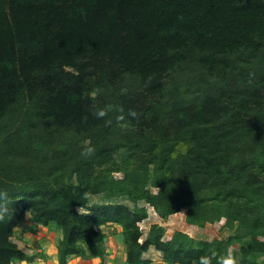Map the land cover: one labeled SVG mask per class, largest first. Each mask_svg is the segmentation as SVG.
Listing matches in <instances>:
<instances>
[{
	"label": "trees",
	"instance_id": "1",
	"mask_svg": "<svg viewBox=\"0 0 264 264\" xmlns=\"http://www.w3.org/2000/svg\"><path fill=\"white\" fill-rule=\"evenodd\" d=\"M107 167L123 177L96 175ZM259 175L264 0H0V264L30 260L13 241L27 213L60 230L58 264L104 258L109 224L121 227L125 264H147L150 247L167 264L227 261V243L164 241L157 224L141 241L140 201L161 220L185 209L201 226L212 209L237 221L251 237L241 264H258ZM96 195L108 203L89 205Z\"/></svg>",
	"mask_w": 264,
	"mask_h": 264
},
{
	"label": "rangeland",
	"instance_id": "2",
	"mask_svg": "<svg viewBox=\"0 0 264 264\" xmlns=\"http://www.w3.org/2000/svg\"><path fill=\"white\" fill-rule=\"evenodd\" d=\"M186 149H187V145L181 144L176 149L177 151L175 152V154L184 155L186 153ZM102 170L103 169L97 170L96 175L105 174L108 176V178L111 181L118 180L123 177V174L120 172H110L111 169L109 167H107V170L101 172ZM151 170L152 169L147 170V173L150 174ZM258 177L259 179L264 180V175H259ZM150 183H151L150 179H148V182L145 184V187L149 190L152 196H155L157 193V189L152 187ZM213 195L214 192L212 191H207L204 195L207 200L206 205L208 206V208L209 207L211 208L213 206V203L211 202ZM106 198L107 197L105 195L91 196L89 197V205L108 203ZM114 203L123 205L130 209H132L133 207V204H131L125 199L114 200ZM214 204L216 205L214 209H219L220 211L223 212H225V210L230 209V208L226 209L228 205L227 203L223 204L217 202ZM139 206H144L148 213V218L139 224V227L143 233V237L141 238V241H143V239L146 237L150 229V226L153 224H157L162 228L161 235L163 236L164 241L170 240L175 233L182 232L193 240V246L195 247H199V244L203 242L210 243L213 241H217L221 245V247L227 243L229 246L226 249L225 257L227 258V260H231L233 264H241L242 258L240 257V251L244 247L248 248L251 242V237L245 236V232H243V228H239V223L237 221H234L231 224H227L226 217H222L216 220V216L213 214V212L215 211H212V209L211 211H209V209L204 210L203 214L201 215L202 219L199 220L201 221V226H196V225L188 224L186 222L185 209H182L178 213L169 216L166 220H161L158 217V215H156V213L153 211V209L148 205H146L143 201L139 202ZM78 211H80V213L83 214L88 213L86 210L83 209H79ZM28 214L29 213H27V215ZM28 223H26V225L21 224L22 227L20 226L19 227L20 229L14 230L13 241L27 255V257L30 258V260L27 262H19L17 260H14L13 264H58L57 255L55 256L56 258H52V254L50 253V248H52L51 246L57 248V241H52L48 235H45L46 238H48L47 241L49 242L41 246L39 244V242L41 241L37 238L38 237L37 235L40 234L38 228H36L34 232L33 229L30 228V226L27 227ZM100 230L105 235V246L107 249H109V255L107 256L106 254L105 256L113 257L112 259L107 258L105 262H107V260L112 261L113 259H118L120 262L121 260L120 257L124 256L121 227L118 225L109 224L100 227ZM234 237H240V239L228 243V240ZM255 240L257 243L261 244L263 242V237L257 235L255 237ZM251 256L252 258L255 256L253 258L255 263L257 262L258 264H264L263 248H261L260 251H258V253L253 252ZM90 258L94 259V257L89 256L81 260H87ZM151 258L153 264H166V263H162L163 261L161 260L160 253L159 255L155 253L154 255L151 256Z\"/></svg>",
	"mask_w": 264,
	"mask_h": 264
},
{
	"label": "crops",
	"instance_id": "3",
	"mask_svg": "<svg viewBox=\"0 0 264 264\" xmlns=\"http://www.w3.org/2000/svg\"><path fill=\"white\" fill-rule=\"evenodd\" d=\"M26 223H28L27 227L30 226V228L33 229L34 232H35L36 228H38V231L40 232L41 235L40 234L37 235L38 236L37 238L41 241V242H39V244L41 246H43L44 244H46V243L49 242V241H47L48 238H46L45 235H48L51 238L52 241H57V242H58V240L61 237V232H60V230H58L56 228V226H55L54 223H51L48 226H39V225H36L30 219V215L29 214L28 215L26 214L24 216V218L22 219V221L20 222V224L18 225V227L15 228V230L20 229L19 227L21 226V224H25L26 225ZM51 247L52 248H50V253L52 254V258H56L55 257L57 255L56 248H54L53 246H51ZM154 252L159 255V252H157L156 250H154L153 247H150L147 252L143 253L142 259L144 261H147V264H153L151 256L155 254ZM108 255H109V249H107V256ZM107 258L108 259H112L113 257H111V256L110 257H106L105 256V259L103 258L104 260L103 259L101 260L99 258H94V259H91L90 258V259H87V260H81L80 258H73V259H71V261L69 262V264H82L83 262H86V263H83V264H125V255L123 257H120V259H121L120 262H119L118 259H113L112 261L111 260L110 261L107 260V262H105ZM17 263H19V262H17ZM162 263H164V262H162Z\"/></svg>",
	"mask_w": 264,
	"mask_h": 264
},
{
	"label": "clouds",
	"instance_id": "4",
	"mask_svg": "<svg viewBox=\"0 0 264 264\" xmlns=\"http://www.w3.org/2000/svg\"><path fill=\"white\" fill-rule=\"evenodd\" d=\"M204 264H207V261H205ZM225 264H233V262L231 260H227Z\"/></svg>",
	"mask_w": 264,
	"mask_h": 264
}]
</instances>
